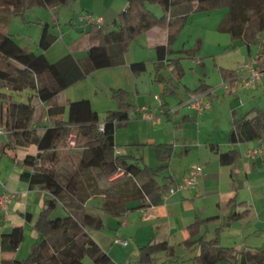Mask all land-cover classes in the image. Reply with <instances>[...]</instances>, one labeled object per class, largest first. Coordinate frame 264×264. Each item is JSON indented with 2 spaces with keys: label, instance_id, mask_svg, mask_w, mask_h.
<instances>
[{
  "label": "trees",
  "instance_id": "1",
  "mask_svg": "<svg viewBox=\"0 0 264 264\" xmlns=\"http://www.w3.org/2000/svg\"><path fill=\"white\" fill-rule=\"evenodd\" d=\"M75 0H1L0 16L11 18L20 16L25 19L29 10L36 6L56 8L69 6ZM149 5H159L164 14L157 16L149 9ZM222 5L228 7L227 20L224 28L233 38H242L248 44L257 43L260 34L264 32V0H127L126 8L120 13L116 22L117 28L106 32L104 26L91 25L89 34L90 47L87 55L82 58L67 53L56 61L48 59L44 53H35L23 48L11 34L0 31V126L9 127L8 141L0 148L1 152L15 151L18 145H36L38 152L28 154L22 161L11 155L13 162L31 168L20 174L22 180L28 182L30 188L40 187L50 193L45 200L35 222L34 229L38 239L30 248L26 258L0 259V264H87L84 258H90L92 264H117L110 254L92 237L87 227L103 228L100 216L85 213L79 219L72 212L53 216L60 203V198H72L78 189L77 181L70 177L66 184L59 181L57 174L48 165L49 159L56 155L58 149L65 146L71 134H76L75 143L82 147L79 165L82 168L96 167L104 175H114L119 172L133 175L137 182L133 184L136 193L151 199L154 193L162 195L172 184L159 185L156 178L168 167V160L173 153V144L160 143L155 146L158 164L150 166L142 164L139 159L118 150L115 140L117 125L129 120L131 104L126 102L128 91L123 88L114 89V95L119 99L117 110H109L104 119L93 109L89 99L69 101L68 109L59 95L62 91L83 80L101 68L117 64L112 44L118 43L120 62L128 51L129 45L137 37L154 27L167 29L168 41L156 46L154 62L155 81L165 85V95H177L176 82L185 74L182 60L185 56L169 55L187 53L173 49L174 40L185 27L189 16L197 11H210ZM53 41V40H51ZM261 53L264 54V42ZM146 69L144 61L131 64V70L139 76ZM169 72V73H168ZM226 81L235 83V70L221 68ZM35 75L39 84L35 86ZM28 83L32 86L39 99L48 105L49 124L40 135L30 122L34 114V106L24 101H16L13 93L21 91ZM209 88L200 86L194 93L207 91ZM5 90V91H3ZM164 108L169 105L163 103ZM176 112V111H175ZM174 112V113H175ZM255 112L252 116L251 113ZM13 117L12 124L4 123L7 114ZM168 116L169 112H164ZM100 123L104 130L99 129ZM264 134V108H256L239 119H234L230 132L231 142H245L261 139ZM2 155V154H1ZM236 150L221 153L222 161H233ZM174 183V182H173ZM116 202L127 201L117 198ZM246 203V202H245ZM230 205H244L230 201ZM129 210L130 208H126ZM110 212V210H109ZM112 212V211H111ZM248 210L233 209L226 220L232 222L248 214ZM115 215L119 212L114 211ZM3 215L0 211V219ZM217 217H197L188 226L190 237L183 244L192 247L199 246L195 261L199 264H264L263 249L238 250L234 246H224L221 243L222 226L216 227V235L207 238L202 233L203 227L214 224ZM25 239V229L22 225L13 226L8 231H2L0 226V248L2 251H17ZM160 251H166L164 264H182L175 254L174 246L168 241H150L140 247L139 264H153L152 257Z\"/></svg>",
  "mask_w": 264,
  "mask_h": 264
},
{
  "label": "rangeland",
  "instance_id": "2",
  "mask_svg": "<svg viewBox=\"0 0 264 264\" xmlns=\"http://www.w3.org/2000/svg\"><path fill=\"white\" fill-rule=\"evenodd\" d=\"M64 9L65 10L58 14V10L55 8L36 6L28 11L25 19H22L20 16H12L11 18L0 16V31H6L7 28H9L10 32L20 44L27 45L25 41H28L30 47H32L35 52L40 53L43 51L46 53V51H48L47 55L50 57L49 59L51 61L57 60L67 53L82 56L85 53L83 52V48L85 47L84 43L89 40V37L85 35L86 33H84V29L81 25H73L69 22V19L75 18V15L79 10L74 7L73 3L69 6H65ZM156 11L158 14H161L162 12L158 8H156ZM227 13L228 7L226 5H222L210 11L201 10L193 13L188 22H186L187 24L185 27L174 40L175 49L198 47L199 50H197V52L203 62L202 67L201 65L195 67L194 64H192V58H184L182 62L185 67V74L180 81L176 82V85H180L183 91L186 90L184 85L192 86V88H194V83L200 85L201 79L204 78V74H207V79L206 77L205 79L217 89L214 97L210 99L212 107L210 112L212 113L209 116V119H206L207 123L205 122V119L204 121H202V119L199 121L201 135L198 139L201 144L204 143L205 140L210 141V139L219 143H223L227 140L228 132L232 127L233 122L231 108L229 106L230 104L232 107H235L242 104V102L245 103V107L239 108L240 113H242L240 114L241 116L244 115L243 113L248 112V109L253 107V105L259 108H264L263 89L260 91V97L253 102L254 104H249L247 99H251L252 97L248 96L246 90L241 91L243 92L242 96L239 93H235L232 97H228L222 86L224 77L221 73L220 67L225 66L227 69L235 67L236 69L237 65L244 61V58H251L249 55V48L252 49L253 57H257L261 53L264 42V32L260 34L257 43L248 44L242 38H233L232 34L224 28L227 20ZM57 14L60 17L59 20L56 21L55 16ZM80 14H78V16ZM50 33L55 36L53 41L49 40ZM83 36L85 37L83 38ZM80 37H82V39L77 42ZM138 38L139 37L135 40ZM135 40L133 41L134 43L131 42L129 45V48L131 45L134 46L132 49L133 52L138 50V44L140 43ZM75 42L78 43L76 46H74ZM144 55L147 62L151 61L152 57L147 49L144 50ZM1 58L0 55V60ZM107 70L108 69H103V71L87 76L79 82V88H83L86 91L83 90V92L88 95L87 97L92 101V104L98 111L101 119H104L109 110H117L120 106L119 99L114 95V89L121 86L127 89L128 93L126 96V102L132 105L129 110V120H133L132 122H134V125H130L129 127L124 126V124L117 125L115 139H117L119 147L127 149V152L134 155L133 158L139 159L142 164L156 166L158 164V160H156L155 157L156 149H153V147H150L147 143L149 137L157 139L158 142L170 141L174 139L176 130L173 125L165 119V117H161V121L148 120L144 115L142 118L139 117L136 119L134 107L145 104L151 105L152 108H155L158 105L157 95H161L163 98L169 97L170 101H176L174 96L165 95V85L155 81V70L153 68L151 71L148 69L142 72V82L138 81L141 91L140 97H137V93L134 89V82L126 81V83H123L120 80H117V75L112 76L110 71ZM32 76L35 79V86H37L39 84L38 78L33 74ZM112 87H114V89ZM13 96L16 101H24L34 106V114L30 122L32 128H34V126L42 128L47 126L48 121L46 116L48 108L40 101L32 86L25 83L23 89L21 91H15ZM244 108L246 110H244ZM243 110L245 112H242ZM158 115H160V113H158ZM12 122L13 117L9 113L5 116L3 124H12ZM204 122L207 125H210L205 128L203 127L205 125ZM147 124H150V126H147ZM1 127L4 130L9 131V127L6 125ZM74 135L76 134L74 133ZM179 135L183 138L182 140L188 137L186 136V133H184V135L180 133ZM75 139V136H70L67 139L65 146L58 149L56 155L53 156L52 159H49L48 162V165L57 174L60 182L66 184L68 179L73 177L78 184V189L74 197L60 198V203L52 215L57 216L58 214H66L70 211L81 219L86 213V210L89 209L85 205V201L89 197H92L91 200L93 202V207L96 208L98 206L96 209L102 208L101 210H110V212H125L126 210L122 208L121 202H116L114 200H117V198H127L135 194L136 191L133 188V184H136V181H134L132 177H130V179L127 178V174L119 175L120 172L115 175L106 176L96 169L80 167L79 161L81 158L82 147L76 143H74V145L71 144V141ZM195 141L197 140L195 139ZM133 143L139 144L133 145ZM34 146L35 145H31V149ZM23 149L28 148L21 146L20 150L23 151ZM192 154L191 158L198 157L197 152H193ZM11 155L10 152H2L1 155L0 190H2V184L9 183V181L4 178L2 169H4L8 163H10L11 166H14ZM263 155L264 152L254 158L257 159ZM150 161L152 162L151 164ZM176 165L177 164L174 163L169 168H166L157 177L160 179L161 183L165 180L166 175L175 171L174 166ZM25 170L30 171L31 168L26 167ZM257 177L258 178L250 176L249 179H245L243 176H236L234 179L240 191V199H250L251 195H254L255 197L257 195V203L254 204L252 214L248 213L245 217L233 222L230 227L226 226L224 229L222 228L220 236L221 243L224 246H234L238 250L248 248L253 250H264V226H258V224H256L258 220H260L259 215H264V194L260 195L259 193V186L263 185L264 187V175H258ZM20 187L22 186L20 185ZM247 188H251V190ZM259 197H262L263 199L258 201L257 198ZM111 218L112 221L117 222L116 228H114L115 226H113V223L109 226L106 225L101 229L88 226V232L95 239H98V242L100 240L102 241L99 243L103 245L104 250L112 256L117 264H139L138 261L141 253L140 246H138L131 237V234L134 231V226L124 225L121 230V223L124 216L119 219L113 216ZM25 225L26 227L29 226L28 223H25ZM226 225H228V221H226ZM216 227L217 226L207 225L203 227L202 233H206L207 238L209 239L213 238L216 235ZM27 232L26 238L19 250L8 252L2 251L0 248V259L26 258L29 255L31 245L36 239L35 237V239H33L29 229ZM116 233H119V238H125L130 245L126 248L115 245ZM181 240V238L173 239V242L171 243L174 246L175 254L181 263L199 264L194 258L200 251L199 246L188 247L184 245ZM166 259V251L157 252L152 257L153 264H164ZM83 261L87 264H92L90 258H84ZM222 264L228 263L223 262Z\"/></svg>",
  "mask_w": 264,
  "mask_h": 264
},
{
  "label": "crops",
  "instance_id": "3",
  "mask_svg": "<svg viewBox=\"0 0 264 264\" xmlns=\"http://www.w3.org/2000/svg\"><path fill=\"white\" fill-rule=\"evenodd\" d=\"M73 5L79 11L76 13L74 19H69V22L72 23L73 25H76V24L81 25L84 29V33H86L85 35L89 37L88 31H90L91 25H86V24H82L78 22V20L76 19L78 14L80 13L83 14L85 12H91L95 15L101 16L104 20L103 26L106 32H110L117 28L116 22L118 20L120 13L126 8L127 0H75L73 2ZM64 8L65 6H59V7H56L55 9L58 10V14H59V12L65 10ZM156 8L162 11L161 14L157 13ZM149 9L153 11L157 16H162L164 14L163 9L159 5H149ZM58 14L55 16L56 21L59 20V17H60ZM192 14L189 16V18H191ZM65 18H68V17H65ZM3 33L11 34L13 38L16 40L14 35L10 32L9 28H7L6 31H3ZM49 35H50L49 40L55 39L54 35H52L51 33ZM84 37L85 36H83V38ZM80 39H82V37H80L77 40V42ZM135 41L140 42L138 44L139 47L137 46L138 50L136 52H133L132 49L134 46L131 45V47L124 54V57L120 62H118L119 61L118 52L120 49V45L118 43L112 44V51H113L115 60L117 61V64L110 66V67L98 69L92 74H96L99 71H103V69H108L107 71H110V74L112 76L117 75L118 77L117 80H120L123 83H126V81L134 82L135 84L134 89L137 93V97L138 96L140 97L141 91H140V85L138 81L142 82L143 74L141 73L139 76H137L131 70V64L134 62L144 61L146 63L145 70L149 69V71H151L152 68L154 69V62L157 56L156 46L167 43L168 31L167 29H163L160 27H154L148 30L146 33L139 36V38ZM25 42L27 43V45L26 44L22 45L19 42L18 43L23 48L27 49L28 51L35 52L34 49L30 47L29 42L28 41H25ZM77 44L78 43L75 42L74 46H76ZM90 45H91L90 40L84 43V46H85L83 48V52H85L84 55L76 56L73 53L72 54L77 58H82L87 55V51ZM174 46L175 45L173 43L174 50L176 51L187 50V53L169 55L170 58L175 57L176 55H182V56H185V58H192L193 60L192 64H194L195 67H198L200 65L202 67L203 62L197 52V50H199L198 47H194V48L192 47V48H187V49L185 48L175 49ZM145 49L148 50V53L152 57L151 61L149 62H147V60L144 57ZM40 53H44L46 54L48 59L50 58L47 55L48 51H46V53L43 51ZM252 53H253L252 49L249 48V55L251 58H254ZM244 60H247V58H244ZM221 68L227 69L225 66H221L220 69ZM228 70H236V69L235 67H233V68H229ZM206 75L207 74H204V78L201 79L200 85H197L194 83L193 85L194 88H192V86L184 85L186 90L183 91L181 86L177 85L176 90L178 94L177 95L172 94L176 101H170L169 97L163 98L161 95H157V96L158 98H160V100L163 103H166L169 105L170 108H173L181 104L182 101L185 102V100H187L190 97V94L192 93V91L196 90L200 86H203V87L209 88L208 91H210L211 93L210 99H212L214 95L216 94L217 89L213 87V85H211L206 80L207 79ZM79 82L68 87L67 89L62 91L59 95V98L62 100V102L66 104L67 109H68L69 101H76V100H81V99L90 100V98L87 97L88 95H86L83 92L84 89L79 88L78 86L80 85ZM222 86L225 89V93H227L226 95L228 97H232V95L235 93H239L242 96L243 92L241 91L246 90L248 96L252 97L251 99L249 98L247 99L249 101L248 102L249 104H254L253 102H255V99H258L260 97V91L262 89L264 90V82L260 84H255L251 88H241L236 83L231 84L224 79ZM112 88L114 89V87ZM118 88H123V87L121 86ZM123 89H126V88H123ZM46 106L48 108V105ZM229 106L231 108L233 122H232V127L230 128L228 132L227 140H225V142L223 143H219L217 141H212L211 139L210 141H207L204 139L205 142L202 144L199 142L200 140L198 139L200 138V135H201V129H200L201 127H200L199 121L201 119L202 121H204L205 119V122H206V119H209V116L212 113L210 112L212 110V107L204 112H198L187 106H181L179 109L176 110L175 113L169 114L168 116H166L164 112L157 110L158 105L155 108H152L151 105H145V104L134 107L136 119L139 117L142 118V116L145 114L143 112H151V113L156 112L158 116L156 121H159L161 117H165V119L169 121V123H171L174 129L176 130L173 140L158 142L157 139L153 137L152 138L149 137V141H147V143L150 145V147H153V149H155V146L160 143L173 144V153H172L171 158L167 162V164L169 163L167 168H169L174 163H176L177 165L174 166L175 171L166 175L163 183H161L159 178H156L157 183L159 185H164V184H170L173 182L175 183V182L181 181L182 178L189 172L193 164L201 163L203 165V173L199 178V183L197 187L194 189L187 190V191H179L173 195H169L168 191H166L162 195H159L158 192H155L153 194L154 195L153 199H151L148 196L141 197L137 193H135L132 196L127 197L126 198L127 201L121 202L122 208L125 209L126 211L123 213L120 212L117 215L107 210L106 211L101 210L102 208L96 209L98 206L94 208L92 205L93 202L91 200L92 197H89L85 201V205L89 208L88 210H86V213L100 216L103 220L104 226L106 225L109 226L111 223H113L114 224L113 226H115L114 228L117 227V222L112 221L111 217L113 216L119 219L120 217L124 216V219L121 223V230L124 225L126 226L133 225L134 231L131 234L132 235L131 237H132V240L136 242L137 245L140 247L143 245H146L150 241H159V242L168 241L171 244L173 242V239L181 238L182 239L181 242L187 240L190 237V234L187 228L190 224L195 222L197 217H201V218L217 217L214 224H211V225L218 227L220 226V224H222L221 226L224 229L226 226L230 227L233 222H236V220H234L232 222H229L228 225H226V221H227L226 218L232 212L233 209H236L237 211L248 210L249 211L248 213L252 214L254 204L257 203L256 202L257 195L256 197L254 195H251L250 199H244V200L240 199L241 198L240 191L234 179L236 176L238 177L243 176L245 179H249L250 176H254L258 178L257 177L258 175L259 176L264 175V155L257 159L250 158L249 156H247V151H246L249 148V146L259 144L261 142V139H255V140L239 142V143L231 142L230 132L234 126V119H239L243 117L244 115H246L247 113L259 107L253 105V107L248 109L249 110L248 112L243 113L244 115L241 116L240 114L242 113H240L239 108L245 107V103L242 102V104H239L235 107H232L231 104ZM92 107L94 110H96L93 104H92ZM168 108H167V111L169 110ZM244 110L246 109L244 108ZM244 110L242 112H245ZM158 113H160V115H158ZM254 113L255 112H252L251 116ZM46 118L48 121L47 123L48 125L49 124L48 114ZM129 119H130V113H129ZM100 120H103V119L100 118ZM132 121L133 120H128L120 124L121 125L124 124V126L129 127L130 125H134L133 124L134 122ZM206 123L203 126L205 128H207L208 125H210V124L207 125ZM147 126H150V124H147ZM34 128L36 129L37 133L40 135L44 132V129H45V128L38 127V126L36 127L34 126ZM180 133H182V135L186 133V136L188 137L182 140L183 138L180 137L179 135ZM195 139L197 141H195ZM115 140L118 146V150L122 153L129 154V152H127V149L119 147L117 139ZM138 144L139 143H136V144L133 143V145H138ZM21 146L26 147L28 149H23V151H21L20 150ZM30 146L18 145L15 151H11L10 153L15 154L17 156L18 161H22L26 155L28 154L35 155L38 152V148L36 145L32 149ZM230 150H236L235 159L232 162L222 161L220 159L221 153H225ZM193 152H197L198 157L191 158V156L193 155L192 154ZM155 153H156V150H155ZM1 154L2 152L0 148V168L2 165ZM131 156H134V155H131ZM155 157H156V154H155ZM156 160H157V157H156ZM151 163L152 162L150 161V164ZM25 168H26L25 166H21L20 164L14 162V166H11L10 163H8L6 164L4 169H2L4 178H6V180L9 181V183L2 184V190H0V194H2L5 190H14L18 192V195L15 198L16 200H14L11 203L10 208L7 211L0 210L1 214L3 215V218L0 219V226H1L2 231H8L13 226L22 225L25 229V238H26V234L28 233L27 230L29 229L31 235L33 236V239L36 238L34 240V242H36V240L38 239V233L34 229V222L38 214L40 213V210L44 206L45 200L51 197V195L49 192L43 190L40 187L30 188L28 182L21 179L20 174L23 170H25ZM91 169H96L97 171L100 172L99 168L91 167ZM121 174H124V173L120 172L119 175ZM127 175H128L127 178L130 179V177H132L134 181L137 182L136 178L133 175L131 174H127ZM106 176H110V175H106ZM20 185L22 187H20ZM259 187H260L259 193L260 195H263L264 187L263 185ZM247 189L251 190V188H247ZM259 198H257L258 201L263 199L262 197H259ZM232 200H234V202L236 203L243 202L244 205L242 206L237 205V207H235L234 205L231 206L230 201ZM126 208H130V209L127 210ZM58 215L62 216V215H65V213L58 214ZM259 218L260 220H258L256 224H258V226H264V215L262 216L259 215ZM25 223H28L29 226L26 227ZM118 236H119V233L118 234L116 233L115 240L122 239V238H119ZM95 240L98 242V239H95ZM99 242H102V241L100 240ZM99 245L103 247V245H101L100 243ZM115 245L121 246L120 244L116 243V241H115ZM129 245L130 243L127 242L125 246H121V247L126 248Z\"/></svg>",
  "mask_w": 264,
  "mask_h": 264
},
{
  "label": "built area",
  "instance_id": "4",
  "mask_svg": "<svg viewBox=\"0 0 264 264\" xmlns=\"http://www.w3.org/2000/svg\"><path fill=\"white\" fill-rule=\"evenodd\" d=\"M78 22L86 25H94L96 27H102L104 25V20L101 16L95 15L91 12H85L80 14L77 17ZM236 75L234 77L235 83L241 88H251L255 84H260L264 82V54L260 53L257 57L250 58L240 62L237 65L235 70ZM229 82V81H227ZM230 83V82H229ZM210 91H204L201 93L190 94V97L181 102L176 107L164 108L162 106L163 102L158 98V107L157 110L161 112H169L174 113L181 106H187L192 108L198 112H204L211 108L210 102ZM144 116L146 119L156 121L157 114L156 112H144ZM100 130H104V124L100 123ZM10 135V130H4L0 126V146L8 140ZM71 136H75L74 133ZM75 140L71 141V144L74 145ZM264 152V134L262 136L261 142L257 145L249 146L247 150V156L256 157L261 155ZM203 173V165L201 163H195L191 166L189 172L182 178L181 181L172 183L168 188V194L173 195L179 191H187L197 187L199 183V178ZM18 192L14 190H5L2 194H0V210L7 211L10 208L11 203L17 197ZM116 243L121 246H125L127 244V240L116 239Z\"/></svg>",
  "mask_w": 264,
  "mask_h": 264
}]
</instances>
